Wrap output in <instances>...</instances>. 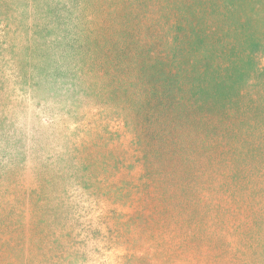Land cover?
Wrapping results in <instances>:
<instances>
[{
	"label": "rangeland",
	"instance_id": "obj_1",
	"mask_svg": "<svg viewBox=\"0 0 264 264\" xmlns=\"http://www.w3.org/2000/svg\"><path fill=\"white\" fill-rule=\"evenodd\" d=\"M0 264H264V0H0Z\"/></svg>",
	"mask_w": 264,
	"mask_h": 264
}]
</instances>
